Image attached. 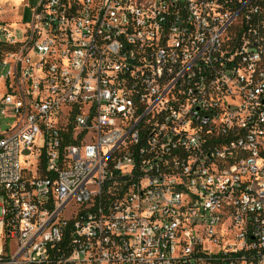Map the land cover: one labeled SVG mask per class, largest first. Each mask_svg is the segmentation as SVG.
<instances>
[{"label":"built area","instance_id":"obj_1","mask_svg":"<svg viewBox=\"0 0 264 264\" xmlns=\"http://www.w3.org/2000/svg\"><path fill=\"white\" fill-rule=\"evenodd\" d=\"M27 9L0 20V264H264V0Z\"/></svg>","mask_w":264,"mask_h":264},{"label":"rangeland","instance_id":"obj_2","mask_svg":"<svg viewBox=\"0 0 264 264\" xmlns=\"http://www.w3.org/2000/svg\"><path fill=\"white\" fill-rule=\"evenodd\" d=\"M38 0H0V20L16 24L22 19L28 21V6H34ZM15 7L14 10L12 8Z\"/></svg>","mask_w":264,"mask_h":264}]
</instances>
